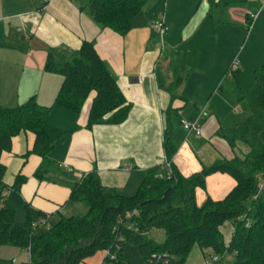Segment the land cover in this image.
Segmentation results:
<instances>
[{
  "label": "crops",
  "instance_id": "0c3cea01",
  "mask_svg": "<svg viewBox=\"0 0 264 264\" xmlns=\"http://www.w3.org/2000/svg\"><path fill=\"white\" fill-rule=\"evenodd\" d=\"M90 1L0 0V105L16 107L35 98L40 105L52 106L49 122L63 132L49 155L53 167L42 180L36 177L42 158L32 153L34 133L15 136L11 151L1 157L6 167L5 182L10 187L19 176L26 179L20 191L9 189L6 207L15 210L16 217L17 206L21 207L26 219L29 206L36 223L41 221V213L48 215L50 222L61 216L86 214L84 203L70 200L69 185L91 172L99 175L106 188L134 196L148 171L165 162L168 118L178 148L173 163L186 177L249 151L242 143L234 151L218 135L221 127L240 120L243 110L223 119L211 97L226 89L230 71L239 73L229 87L232 95L235 97L236 86L248 90L247 81L242 85L239 77L246 70L255 80V71L264 64V0H148L125 36L99 24L88 8ZM161 19L168 25L163 38L153 28ZM85 41L95 42L100 58L116 76L131 105L123 123L88 128L95 93L80 114L55 105L63 76L46 71L49 50L64 47L77 52ZM241 51L249 57L245 63L248 69L233 63ZM187 55L196 56L197 64L182 85L174 87L173 99L169 90L175 82L172 65L176 58ZM194 78L199 86L186 87ZM204 109L202 136H188L181 121H196ZM236 184L228 174H212L206 187L197 189V202L203 205L208 198L222 200ZM222 232L229 244L233 225L225 224ZM104 255L87 264H101ZM205 260L204 253L194 249L186 264H205Z\"/></svg>",
  "mask_w": 264,
  "mask_h": 264
},
{
  "label": "trees",
  "instance_id": "16d2710c",
  "mask_svg": "<svg viewBox=\"0 0 264 264\" xmlns=\"http://www.w3.org/2000/svg\"><path fill=\"white\" fill-rule=\"evenodd\" d=\"M147 6L148 0H91L88 4L99 24L122 36L134 28L136 18ZM196 64L197 57L193 55L174 60L175 82L169 88L173 99L174 87L182 85ZM45 67L63 76L55 105L80 114L89 97L96 94L88 128L120 124L128 118L131 105L116 76L100 58L94 41H85L77 52L51 48ZM238 74L234 72L236 77ZM233 94L243 106L244 116L229 127H221L218 135L234 151L240 143L248 146L245 155L220 160L186 177L173 163L178 148L168 118L164 136L167 163L151 168L134 196L106 188L99 175L91 172L69 185L70 200L84 203L87 213L61 216L55 223L41 213L40 220L46 221L45 225L36 223L29 206L23 224L17 223L16 211L6 207L9 189L20 191L26 179L19 176L10 187L5 182L6 167L1 157L11 151L15 136L34 133L32 153L42 158L36 177L42 180L53 167L49 155L63 132L49 122L52 106L40 105L35 98L16 107L0 105V248L13 246L29 251L30 264H82L106 252L113 264H186L195 248L204 253L205 264L209 251L218 258L234 255L233 264H264V64L255 71V81L248 90L236 86ZM168 111L170 114L171 107ZM215 173L232 176L236 187L222 200L208 198L199 205L196 191L204 189L207 178ZM227 223L234 227L229 244L222 232ZM153 229L165 230L164 244L145 237ZM12 262L0 259V264Z\"/></svg>",
  "mask_w": 264,
  "mask_h": 264
},
{
  "label": "rangeland",
  "instance_id": "374dc122",
  "mask_svg": "<svg viewBox=\"0 0 264 264\" xmlns=\"http://www.w3.org/2000/svg\"><path fill=\"white\" fill-rule=\"evenodd\" d=\"M179 58H181V57H179ZM248 58L249 57L246 55V53L244 51H241L238 54V56H236L234 58L235 60L233 61V63L237 67L248 69L245 66V63L248 61ZM231 72L232 71L229 72L230 74L228 73L227 81H226V84L224 86L226 89L223 91L214 92L215 94L212 97L208 96V98L211 97V101L213 102V105L216 106L215 108L220 112L221 117L223 119H228V117L233 116V114H235L237 116V115H239V111L243 110V112H244L243 106L241 105V107H239L240 106L239 102L237 101V99L232 95L231 91L229 90V87L231 86L230 84L234 83V81H237V79H238L234 75V71L232 72V74H231ZM184 77H186V75H184ZM238 81L242 85L245 84V82L247 81L246 87H247V89H249V87H251L255 81L254 75L250 71L244 70V73L241 75V78L239 77ZM192 84H195L196 85L195 87L199 86V82H198L197 78L191 79V81L186 83V87L191 86ZM262 189H264V187ZM17 207H18L17 208V210H18L17 223L23 224L25 222V212L21 207H19V206H17ZM56 221L57 220H54L51 222H56ZM46 230H48V228L43 229V231H46ZM145 237L147 239L154 240L159 244H164L166 242V238H167L166 232L163 229H153V230L147 231L145 233ZM195 249H198V248H195ZM101 254H103V253H100L96 257H94L93 261L96 260L98 258V256ZM209 254L210 253H207V255H209ZM213 256L215 257L217 255L214 254ZM213 256H208V258L210 259ZM0 259H2L4 261H8V262L13 261L15 259L18 261V264H26V263L30 262V254H29V251L22 250L18 247L3 246L0 248ZM235 260H236V258L234 255H226L223 258L219 257V260L213 262L212 264H233L235 262ZM87 263H88V261H86L82 264H87Z\"/></svg>",
  "mask_w": 264,
  "mask_h": 264
},
{
  "label": "built area",
  "instance_id": "2783aa9c",
  "mask_svg": "<svg viewBox=\"0 0 264 264\" xmlns=\"http://www.w3.org/2000/svg\"><path fill=\"white\" fill-rule=\"evenodd\" d=\"M153 28L156 31L157 35L160 36L161 38H163L166 35V33L168 32V25L166 24V21L164 19H161V20L155 22L153 24ZM205 111L206 110L204 109L200 112L199 118L196 121H188V120H184V119L181 121V125L187 131L188 136H191V135H196L198 137L202 136L203 131L201 128L200 121H201L202 117L204 116ZM165 163H167V162L165 161ZM168 167H170V164H168ZM261 187H264V183L261 184ZM41 223L43 225H45L47 222L41 221ZM109 256H110L109 253L106 252L104 255V259L101 262V264H113L112 261L108 260ZM218 260H219L218 257H211L209 260L206 261V264H212L213 262L218 261ZM12 263L16 264L17 260L14 259ZM26 264H30V262L26 263Z\"/></svg>",
  "mask_w": 264,
  "mask_h": 264
}]
</instances>
